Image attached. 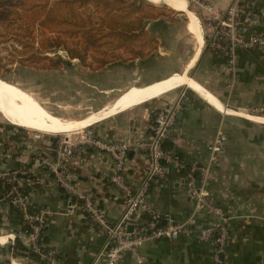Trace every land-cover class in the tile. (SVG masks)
<instances>
[{
  "label": "crops",
  "instance_id": "0c3cea01",
  "mask_svg": "<svg viewBox=\"0 0 264 264\" xmlns=\"http://www.w3.org/2000/svg\"><path fill=\"white\" fill-rule=\"evenodd\" d=\"M148 1L154 4L160 2L166 4L165 0ZM174 1L182 3L199 21L202 34L201 45H199L197 35L192 30L188 19L185 22V29L190 34L195 49L186 65L188 66V63L194 59L193 64L188 68L186 66L184 70H187V75L201 86L205 94L190 89L204 102L197 100L192 94L189 97L185 94L188 101L179 116L170 143L177 157L187 162L192 160L203 162L207 156L208 143L212 140L218 126L224 121L220 118L219 113L234 116L231 117L232 119L243 117L260 123L250 119V117L258 115L243 114L235 112L234 109L233 113H223L216 107L215 102L226 109L242 107V109H238L240 111H245L243 110L245 107L256 108L264 105V52L256 48L238 50L237 77L232 80L229 78V80L226 67L227 55L210 44L204 47L200 19L189 8L194 0ZM233 1L197 0L196 5L206 14V9L211 11L227 9ZM167 6L171 8L169 5ZM240 8H242L243 16H247L252 21L251 30H247L246 33L250 31L264 33V0H256L255 3L251 0H244L240 3ZM180 12L185 15L184 11ZM200 55L202 58L199 63V72L195 76L196 78H192L188 71L198 62ZM167 78L168 76L162 77L149 83L139 81V89H145ZM161 85L152 87L149 91L139 95L149 93ZM132 87L138 86H130L108 104L83 116L72 118L52 112L37 98H34L54 115L64 119H81L115 102ZM178 87L176 88L178 89ZM174 89L172 90L175 91L176 89ZM172 90L122 112L96 120L88 126H92L98 135L110 141L142 139L150 134V114L148 111L138 114L130 109L153 99H159L173 92ZM176 95V93L173 94V96ZM154 110L155 107L152 108L151 115ZM225 124L227 126V122ZM6 132L7 134L0 131V168L24 165L28 170L25 185L31 195L33 205L45 207L52 212L48 217L45 229L44 249L54 250L64 264H95L97 255L106 247V234L100 226L90 222L80 203L77 207L69 208V198L57 185L54 174L47 167L39 165V153L28 157V152L25 149L24 152L18 151L14 157L10 154L9 145H6L5 139L9 137L8 140L12 141V135L15 136V134L10 130ZM77 137L78 135H74L71 139ZM255 138L253 134L244 136L240 132L233 137L227 135L224 151L207 183L210 198L223 214L229 229L230 236L224 250L217 252L215 258L212 244L199 241L195 229L192 228L188 234L181 235L176 239L162 238L145 242L138 248V253L146 259L148 264H264V140ZM257 140H260L262 144L260 145ZM49 142L51 143V140ZM7 144H11L10 141ZM49 145V143L44 145L46 150L50 149ZM66 168L72 172L76 186L81 191L93 192L98 205L104 210L106 218L111 224L116 223L123 213L124 200L122 193L110 180L112 172L110 156L105 152L85 147L67 163ZM146 170V156L139 152H131L125 171L129 183L134 185L140 183ZM149 203L153 211L163 212L176 221H185L189 217L193 209V201L185 189L183 173L175 164L168 166L164 179L152 185ZM3 219L4 223H9L5 227L8 228L9 233L15 234L23 247L27 248L26 238L23 239L19 235L20 224L15 219L10 218L9 220L8 215ZM219 220L220 215L209 211H202L197 215V222L201 225H210ZM10 246L13 245H8V248ZM8 248L0 247V264H13V262L17 264H46V261L40 257L38 260L24 255L22 252L13 254L8 251ZM120 264H135L134 256L127 253Z\"/></svg>",
  "mask_w": 264,
  "mask_h": 264
},
{
  "label": "built area",
  "instance_id": "2783aa9c",
  "mask_svg": "<svg viewBox=\"0 0 264 264\" xmlns=\"http://www.w3.org/2000/svg\"><path fill=\"white\" fill-rule=\"evenodd\" d=\"M242 1L244 0H234L222 11L206 9L205 15L211 36L210 45L227 55L226 67L231 80L237 77L238 50L256 48L264 52V33L254 31L246 33L247 30H251L252 21L243 16L240 8ZM251 1L255 3L256 0ZM186 104L185 93L180 91L170 100L156 106L152 115L150 134L142 139L110 141L98 135L92 126H88L74 139L58 135L52 156L39 159V165L47 167L54 174L57 185L69 198V208L77 207L80 203L90 222L100 226L106 234V247L97 255L95 264H120L127 253L134 256L135 264H148L138 253V248L145 242L162 238L176 239L188 234L192 228L195 229L199 241L214 245L215 258L217 252L224 250L229 240V229L226 219L211 200L207 189V183L215 171L227 141L222 125L218 126L208 143L207 156L203 162L198 160L187 162L177 157L173 148H164V143L172 139V133ZM258 110L264 111V106H260ZM85 147L105 152L112 160L110 180L122 193L124 200L123 213L114 224L106 218L94 193L81 191L75 184L72 172L66 168L67 163ZM129 152H139L146 156L147 170L137 185L129 183L125 175ZM171 164H175L183 173V182L189 198L193 201V209L185 221L179 222L165 215L166 224H162L159 214L151 209L149 194L151 184L164 179ZM26 176L28 170L24 165H19L15 169L0 168L2 187L7 186L0 192V214L3 218L9 214L10 209H16L22 217L24 226L19 235L23 239L26 238L28 250L44 259L46 264H64L54 250H46L43 247L42 237L52 212L45 207L33 205L30 193L23 188ZM202 211L218 214L220 220L210 225H201L197 222V215ZM145 213L149 214L148 220L139 222L140 215ZM7 234L11 237L0 245L14 244L16 235Z\"/></svg>",
  "mask_w": 264,
  "mask_h": 264
},
{
  "label": "rangeland",
  "instance_id": "374dc122",
  "mask_svg": "<svg viewBox=\"0 0 264 264\" xmlns=\"http://www.w3.org/2000/svg\"><path fill=\"white\" fill-rule=\"evenodd\" d=\"M145 1L156 6L165 7L169 9L171 13L169 17H162L158 22L148 25L147 30L151 35L156 37L157 45L156 48H153L150 51V48L146 49L145 53L147 52V54L144 57L126 63L118 62L108 64L101 69H93L81 65L76 59L68 61L64 55L65 53L59 51V54H61L65 61H67V63H64V65L59 68L39 69L35 67H22L15 61L17 55L13 42L0 35V74L3 76L1 79L9 83L12 82V84L17 87L20 86L21 89H25L40 106L42 105L35 98L42 102L43 105L48 107L52 112L68 118L83 116L108 104L121 94L124 89L130 86L137 85L138 87L128 89V91L124 92L115 102L128 100L132 97L138 96L140 93L149 91L152 87L168 82L183 72L184 68L187 66L186 64L188 60L194 53L195 45L190 34L185 29V15L182 12L174 10V8L171 9L172 7L169 8L162 2L154 4L148 0ZM150 1L157 2L158 0ZM196 2L197 0H194L189 8L200 19L204 36V47H207V45L211 43V36L207 27L208 21L205 16L206 14H204L203 10L196 5ZM152 45L154 46V44ZM15 47L18 48L16 45ZM201 58L200 55L198 62H196V64L188 71L192 78H196L195 76L199 72ZM166 76H168V78L162 80L160 83L146 87L142 90L139 89V81L142 83H149ZM227 76L229 79V75ZM175 89V91L172 90L173 92L168 93L159 99H153L130 110H133L138 114L140 112L148 111L150 114L149 118L152 120V108L160 105L163 101L170 100L174 97V93L178 94L180 91H183L188 97L192 94L197 100L203 101L189 88L178 87V89ZM230 108L231 107H228V109ZM259 108L260 106L256 108H243L247 113L238 110L242 109V107H233L231 110L234 109L235 112L243 114L264 116V111L258 110ZM43 109L46 110L44 107ZM46 111L50 113L48 110ZM219 114L220 118L224 120L221 124L222 130L225 132L226 136L229 135L233 137V135L240 132L244 136L253 134L254 138L256 137L255 139L261 138L264 140V131L261 129L264 124L255 123L246 118H240L239 116H235L239 117V119H232L231 117L234 116ZM54 116L60 117L57 115ZM228 117L230 118L229 120ZM226 122L227 126H225ZM9 130L10 132L13 131V134H15V136L12 135V141L11 139L8 140V136V138L5 139L7 143L8 141L11 143H6V145H9V152L12 156L16 155L18 151L24 152L26 149L29 155L28 157L35 156V154L39 153L38 159H40L41 157L52 156L53 154L48 153L51 149L46 150L44 146L49 143V147H51V143L49 142L50 138H56L58 135L73 138L74 135H78L82 129L67 135L41 132L13 125L0 114V131L7 134L6 131ZM260 140L257 141L261 145L262 143ZM4 221L3 218L0 220V227L4 226L0 229V234L9 233L8 228H5L9 223H4ZM0 247H3L4 249L8 248V244L0 245Z\"/></svg>",
  "mask_w": 264,
  "mask_h": 264
},
{
  "label": "trees",
  "instance_id": "16d2710c",
  "mask_svg": "<svg viewBox=\"0 0 264 264\" xmlns=\"http://www.w3.org/2000/svg\"><path fill=\"white\" fill-rule=\"evenodd\" d=\"M170 13L145 0H0V35L13 42L15 61L22 67L59 68L67 63L59 54L63 51L68 61L76 59L85 67L101 69L142 58L146 49L156 48V37L149 33L148 25ZM50 140L52 154L56 138ZM164 148H173L170 141L164 143ZM3 186L0 181V192L7 188ZM23 188L27 191L26 185ZM8 218L24 229L16 209H10ZM148 218V213L142 214L139 222ZM8 251L39 260L17 238Z\"/></svg>",
  "mask_w": 264,
  "mask_h": 264
},
{
  "label": "bare ground",
  "instance_id": "6f19581e",
  "mask_svg": "<svg viewBox=\"0 0 264 264\" xmlns=\"http://www.w3.org/2000/svg\"><path fill=\"white\" fill-rule=\"evenodd\" d=\"M165 1L167 5L175 10L184 11L190 26H192V30L195 35H197L196 37L199 41V45H201L202 34L197 17L186 9L182 3H178L174 0ZM193 61L194 59L188 63L187 68L193 64ZM186 71L184 70L182 74L175 76L173 79L149 93L138 95L125 101L114 102L92 115L77 120H65L48 113L26 91L20 90L14 84L0 78V114L10 123L23 128L52 134L67 135L87 127L96 120L122 112L178 86L187 87L205 94L201 86L191 79ZM215 105L223 113H233L231 109H226L217 102H215ZM250 119L264 123V117L261 116H252ZM10 237L11 235L8 234L0 235V243H5L6 239Z\"/></svg>",
  "mask_w": 264,
  "mask_h": 264
},
{
  "label": "water",
  "instance_id": "95a60500",
  "mask_svg": "<svg viewBox=\"0 0 264 264\" xmlns=\"http://www.w3.org/2000/svg\"><path fill=\"white\" fill-rule=\"evenodd\" d=\"M187 20V18L185 17V21ZM261 129L264 131V125L261 127ZM159 214V217L161 218V223L162 224H166V221H165V219H164V216H165V214H163V212H160V213H158Z\"/></svg>",
  "mask_w": 264,
  "mask_h": 264
}]
</instances>
